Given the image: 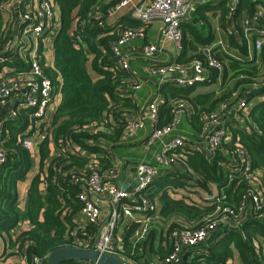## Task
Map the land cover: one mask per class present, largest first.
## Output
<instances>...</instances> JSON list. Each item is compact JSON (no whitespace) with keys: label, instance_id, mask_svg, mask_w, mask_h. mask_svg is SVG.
I'll return each instance as SVG.
<instances>
[{"label":"trees","instance_id":"1","mask_svg":"<svg viewBox=\"0 0 264 264\" xmlns=\"http://www.w3.org/2000/svg\"><path fill=\"white\" fill-rule=\"evenodd\" d=\"M51 1L59 10L58 27L49 41L52 62L50 65L44 62L46 36L38 38L37 58L44 75L60 93V102L52 111L50 126L43 129L45 135L51 134L54 154L49 152L47 138L42 140L37 172L27 189L23 207L18 198V183L25 179L31 168L29 150L21 144L25 125L10 121L7 133L5 125H1L0 147L5 154V162L0 169V237H7L10 247L22 252L24 264H44L46 256L54 249L91 240L95 235L97 225L80 222L82 202L78 196L82 189L73 179L79 174L86 175L92 169L102 174L106 182L116 177L115 153L121 154L120 151L127 146L123 142L126 118L137 116L142 106L137 90L132 86L146 78L131 69H122L118 57L110 49L121 28L141 25L134 22L132 26L118 28L117 24L107 23V16L120 0ZM223 4L219 5L222 9L221 26L237 50L236 56L230 57L214 47L210 54L222 61L220 73L210 69L206 80L186 86L167 81L159 85L157 90L162 95V102L158 106L155 127L169 123L177 102L182 101L185 103L182 117L189 135L184 134L188 140L185 139L184 144L176 149L180 155L176 164L183 168L180 171H161L151 183L147 197L153 199L157 192L160 193V216L172 219L168 225L169 232L174 228L196 229L203 226L207 215L215 210V197L208 199L204 196V202L193 203L185 200L186 195L180 198L171 196L167 189L182 188L191 192L189 188L195 187L211 194L210 184L219 187L218 192L229 184L217 196L225 195L220 205L232 206L235 216L229 221L238 224V228L222 229L219 225V236L206 251L202 250L191 262L184 264H227L235 258L240 264H264L258 242L259 238H264V208L256 211L246 205L243 212L237 210L241 197L248 190L264 185V175L260 177L256 173L257 170L264 171V98L252 102L246 113L245 120L252 131L227 124L231 138L223 142L222 150L211 159L190 143L202 133L203 112L218 111L222 103L230 107L246 89L254 87L253 84L264 77V45L259 50L254 48L258 38L256 33L248 36L249 45L245 42L239 45L237 38L240 36L226 29L228 4ZM258 4L264 8V0H237L233 15L236 19L249 17ZM211 9L213 7L208 4H198L189 18L181 23L182 39L177 63L184 65L194 59L205 61L206 55L200 47L214 39L210 17L205 15ZM235 21L237 25L238 20ZM2 32L0 28V50L4 42ZM247 48L253 55L259 53L258 63L248 57ZM10 61L7 63L27 68L20 58L14 56ZM219 75L220 82L217 83ZM201 88L203 91L198 90ZM252 98L243 100L247 103ZM44 124L47 123H42L41 127ZM235 143L240 144L248 156L246 173L251 177L233 171L237 161L235 157L229 158V152ZM229 176L232 180L227 183ZM24 220L29 222V227L20 228L11 238ZM135 227L123 235V256L126 258H131L128 238ZM169 249L161 247L159 257L164 259ZM76 262L85 261L69 260L64 264H78Z\"/></svg>","mask_w":264,"mask_h":264},{"label":"built area","instance_id":"2","mask_svg":"<svg viewBox=\"0 0 264 264\" xmlns=\"http://www.w3.org/2000/svg\"><path fill=\"white\" fill-rule=\"evenodd\" d=\"M196 1H118L111 10L112 13L121 11L123 8L132 7L131 14L133 18L141 23L140 26L121 28L118 38L111 45L110 49L118 57L120 67L130 70L129 60L122 53L121 49L128 42L143 38L145 33L144 25L153 20L161 21V34L164 38L174 41L177 49L180 51L182 39L180 25L187 18L186 15H189L194 10ZM236 4L237 0L228 2L227 13L225 15L226 29L229 33L240 36V38H237L239 45L242 42L249 45L248 36L256 33L258 38L254 42V48L259 50L264 45V8L258 4L251 16L236 19L233 15ZM22 19L26 23L28 31L36 39L46 36V39L50 41L52 33L58 27V23L55 21V5L51 0H39L37 8L34 11H29L27 5V9L25 8L22 13ZM235 20H238L237 25ZM99 24L101 23L99 22ZM216 47L227 53L230 57H235L228 53L221 41H216ZM205 51V61L199 59L190 61L191 70L188 71L184 65L175 61H169L164 64L151 62L150 60L159 52V47L156 44L143 43L139 49L141 57L147 62L144 74L149 77H156V89H158L161 83L166 81L181 86L202 82L208 78V71L210 69H214L220 73L223 69L222 61L217 60L210 54V49H206ZM3 59L4 56L0 53V61ZM30 72L31 78L26 81L9 80L0 83V109L10 98L19 95L24 88L27 90V93L22 99V103L27 107H33L35 109L34 116L40 119L41 122H44L49 117L48 109L53 96V86L50 79L41 70L37 55H34L30 60ZM167 74H169V77L166 78ZM140 84L141 82H137L132 88L138 89ZM253 85L260 89L264 88V77ZM161 102L162 98L157 91L139 108L137 116H128L126 118L124 139L133 140L139 131L148 129V134L143 144V151L145 153L149 152L158 143H162L165 137H171L169 142L165 143L167 147L163 151H158L154 154L155 164L150 163L146 159V156L138 159L135 165V180L137 182L132 186L130 192L120 186L106 182L103 175L94 169L86 175H76L73 179L74 183L79 184L82 189L78 196V199L82 202L79 216L80 222L97 225L98 229L91 240H84L79 244L72 243L70 246L80 249L94 248L99 252L118 255L114 241L117 222L124 217L130 218L134 214H141L149 209L151 201L147 197V191L151 183L160 175L161 171L170 169V167L178 163L180 155L176 152V149L181 147L186 139L185 135L174 134L179 125L180 118L185 112V103L182 101L177 102L170 122L157 128L155 127V123L158 119V106ZM246 106L245 100L242 99L238 102L240 109H244ZM228 110L229 106L226 103H222L218 111L203 112L201 114L202 133L199 137L190 140V143L193 144L192 146L195 149H199L207 159L214 157L218 151L222 150L223 142L231 138L227 130V124H229L227 123ZM198 142H205L206 147L200 148ZM34 143L33 137H23L21 139V144L26 149L33 147ZM229 156V158L235 157L237 161V166H235L233 171L241 172L246 177H251V174L246 173L249 169V159L240 144L235 143L229 152ZM4 162L5 154L0 147V169ZM256 173L258 176H262L261 170H257ZM231 180L232 177L229 176V183ZM257 186V188L254 186L253 189L248 190L241 197V202L237 209L238 212H243V208L246 205L256 211L264 208V185L259 184ZM214 197L217 203L216 208L213 213L207 215L203 226L196 229L174 228L170 230L169 235L172 245L169 253L163 259L164 264H183L182 253L185 249L201 244L219 225L227 223L231 217L235 216L232 206L224 203L220 205L225 195L217 196V194H214L208 196V199H214ZM103 210L106 217L104 221L102 219ZM74 234L75 231L73 232ZM260 250L262 255H264V242L260 243ZM86 264L97 263L87 261Z\"/></svg>","mask_w":264,"mask_h":264},{"label":"crops","instance_id":"3","mask_svg":"<svg viewBox=\"0 0 264 264\" xmlns=\"http://www.w3.org/2000/svg\"><path fill=\"white\" fill-rule=\"evenodd\" d=\"M230 1L231 0L196 1L195 7L198 4H208L213 7V9L206 12L205 15L210 17L212 27L214 28V39L210 43L201 46V52L203 51L204 53H206V49L211 50L215 47L216 41L219 40L223 43V45H225L228 53L236 56L235 52H237V50L234 49V45H231L225 30L221 26L222 9L219 7V5H222V3H224L223 6H225ZM38 3L39 0H5L0 3V28L1 31H3L2 36L4 40L0 50L1 55L4 56V59L0 61V83L7 82L9 80L26 81L27 79L31 78L30 60L34 55L38 54V39L32 37L33 35L28 31L26 23L22 19V13L24 12L25 8L27 9V5L29 11H34L35 8H37ZM131 11L132 7H127L116 13L111 12L110 15L107 16L106 21L111 25L117 24L118 28H121L123 25L132 26L134 22L138 23L139 21L133 18ZM58 12V7L55 5V21L57 23L59 17ZM189 15L186 19L189 18ZM161 28L162 23L159 20H153L147 23L145 25L144 37L128 42L121 49L122 53L126 55L129 60L130 69L136 74H139L138 76L141 77L144 75V77H146V80L144 79L143 82H141L140 87L136 89L137 91L135 90L136 95L139 97L142 105L158 91L155 86L156 77H149L144 74V68L147 65V62L143 57H141L139 53V49L143 45V43H152L158 45L159 52L150 60L151 62L157 64H164L168 63L169 61L177 62V58L180 55V51L177 49L175 42L163 37V35L161 34ZM43 55L45 64L50 65L52 62L53 53L51 43L48 40L45 41L43 47ZM247 55L249 58L255 60V64L259 62L260 56L258 52L253 55L250 48H247ZM14 56L22 59L23 62L26 63L25 66H27V68H19L15 64L12 65L7 63V61L11 63L12 61L10 60ZM190 63L191 62L184 64L188 71L191 70ZM218 82H220V75L217 80V83ZM202 89L204 88L198 90L203 91ZM26 93L27 90L23 88L19 95L10 98L7 103L0 109V123L1 125H5L6 133L8 131V122L15 121L19 122L20 124L23 123L25 125L22 132L23 137H33L35 142L34 146L28 149L30 153L31 168L25 179L18 183L17 192L21 207L24 206V203L26 201L27 189L37 172V165L39 161V144L42 142V140L47 138L46 140L49 147V152L50 154H54V144L51 134L45 135L43 129L47 126H50L52 111L60 102L59 90L53 87V96L48 109L49 117L44 122H41L40 119H38L33 114L35 109L33 107H27L22 103V99L24 98ZM160 96L162 98V95ZM252 96L253 98L246 103V108L240 109L238 107L239 101H241L242 99L247 100V98H250ZM263 98L264 88L260 89L258 87H252L250 89H246L245 92L240 96L239 100L237 102H233V104L230 105L227 114V123L235 128H237V126L244 127L249 132H251L252 127L250 126V124H247L245 120L246 113L248 112L249 106L252 102L261 101ZM180 119L181 120L179 124H181V126L180 128H177L174 134H185L187 136L189 135V132L185 127L184 116H181ZM42 123L47 124H44V127H41ZM147 134L148 129H144L139 131L135 139L133 140L123 139V142L127 144V146L123 149V151H120L121 154L115 153L117 162L116 177L108 183L120 187H122L124 184H127L131 187L132 190V186L135 184V165L138 159L146 156V159L150 163L155 164L154 154L158 151H163L167 147L165 143L169 142L171 137H165L162 143H158L149 152L145 153L143 151V144ZM139 144L140 146H138ZM133 145H135L136 147L130 148ZM198 146L203 149L204 147H206V143L198 142ZM133 150H137V152H131ZM181 168L183 167L178 164H175L173 166V170L180 171ZM261 172L262 175H264V171L261 170ZM227 183H229V181H227ZM228 185L229 184H226L225 187L220 188L219 192L223 191ZM189 189L195 190V187L194 189ZM40 190L44 191V187L40 186ZM183 190L184 189L182 188L167 189L168 193L175 198L182 197V195L184 194ZM197 190L198 192H201L199 189ZM209 190L211 191V194L204 192V194L206 195L205 198H208V195L210 196L219 193V187H217L215 184H210ZM179 192H181V194H178ZM159 194L160 193L157 192L153 199H150L151 202L147 211L141 214H134L130 218L124 217L117 222L114 233V241L118 254L117 256H120L130 264H164L163 259L159 257L158 252L161 247L165 249L169 247L171 248L172 241L169 235L168 225L172 221V219H167L160 216V201L158 198ZM185 200L189 202L187 199ZM102 219L103 221L106 219L104 210L102 211ZM134 225H136L135 230L128 238V241L131 244V258H126L123 256V245L125 246L123 235L125 234L126 230H130ZM221 225L222 229L238 228V224H233V222L231 223L230 221ZM28 227L29 222L27 220H24L23 222H21L20 226L13 231L11 238L16 235V232H18L20 228L24 229ZM219 232V229H216L201 244L193 248L185 249V251L182 253V263L184 264L185 262H191V260L197 253L202 252V250L206 251L208 246L219 236ZM258 242L263 243L264 238H259ZM86 262L87 261L83 263H76L86 264ZM231 262H233L234 264H240L236 258L234 260H229L227 264H230ZM24 263L25 259L22 252L17 251L15 248H11L7 237H0V264Z\"/></svg>","mask_w":264,"mask_h":264},{"label":"water","instance_id":"4","mask_svg":"<svg viewBox=\"0 0 264 264\" xmlns=\"http://www.w3.org/2000/svg\"><path fill=\"white\" fill-rule=\"evenodd\" d=\"M188 17V15H186ZM169 74L166 75V78ZM137 182L136 180L134 181ZM128 192L131 187L127 184L122 186ZM89 261L97 264H130L120 256L105 252L96 251L94 248L80 249L73 246H63L49 252L45 259V264H64L65 261Z\"/></svg>","mask_w":264,"mask_h":264},{"label":"rangeland","instance_id":"5","mask_svg":"<svg viewBox=\"0 0 264 264\" xmlns=\"http://www.w3.org/2000/svg\"><path fill=\"white\" fill-rule=\"evenodd\" d=\"M208 1H210V0H208ZM218 1H224V0H218ZM33 37V36H32ZM36 39V38H35ZM29 47V46H28ZM138 146H140V144L138 145ZM134 147H136L135 145H133V146H131L130 148H134ZM139 149V148H138ZM142 149V148H141ZM130 152V151H129ZM131 152H137V150H133V151H131ZM131 165V164H130ZM170 169L171 170H173V166L172 167H170ZM190 188H193L194 189V187H190ZM190 190V189H189ZM191 192H188V191H186V190H183V195H186L187 196V198H185V199H187L189 202L191 201V202H193V203H202V202H204V196H206L205 194H204V192H198V190H197V188H195V190H190ZM178 194H181V192H179Z\"/></svg>","mask_w":264,"mask_h":264}]
</instances>
